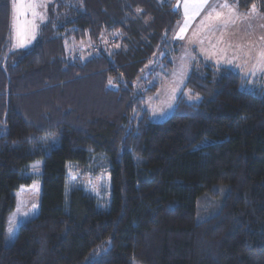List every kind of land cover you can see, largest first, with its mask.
I'll use <instances>...</instances> for the list:
<instances>
[{"label": "trees", "instance_id": "trees-1", "mask_svg": "<svg viewBox=\"0 0 264 264\" xmlns=\"http://www.w3.org/2000/svg\"><path fill=\"white\" fill-rule=\"evenodd\" d=\"M178 1L55 0L35 42L16 47L14 0H0V264H264V87L202 61L162 122L146 104L158 83L135 88ZM101 41L114 48L74 52ZM40 160V211L6 245ZM95 160L110 173L106 207L70 179Z\"/></svg>", "mask_w": 264, "mask_h": 264}, {"label": "rangeland", "instance_id": "rangeland-1", "mask_svg": "<svg viewBox=\"0 0 264 264\" xmlns=\"http://www.w3.org/2000/svg\"><path fill=\"white\" fill-rule=\"evenodd\" d=\"M50 2L52 0H24L27 18L20 24L18 18L20 3L19 0H14L13 27L16 47L31 45L36 26H39L47 16ZM201 2L202 0L178 1L179 17L170 32L168 43L145 66L144 72L135 83L137 91L146 90L154 83H158L157 89L146 97L147 108L155 122L169 118L182 93L191 96L189 90L185 89L186 80L193 66H200L202 61L232 68L244 77L249 85L264 87V0L263 5L254 4L255 12L251 10L252 6L245 10L241 9L238 0H208V4L197 10ZM185 3L188 4L187 14ZM224 3L229 4L235 11L219 7ZM209 5L215 7L216 11L222 12L223 23L215 18L204 19L210 11ZM23 25L27 27V32L22 30ZM105 43L101 41L97 49L91 51L87 42H81L74 52L87 58L94 52L108 50L107 47L114 48V43ZM42 170L41 160L33 163L30 169V174L34 176L32 184L24 185L16 191L15 206L7 217L6 245H11L20 226L40 211ZM70 179L73 184L91 193L102 206L106 207L110 203L112 195L110 173L104 160H95L90 166L72 164ZM221 196V194L211 196L213 203L205 204L203 207L205 211L212 212ZM210 204L213 206L212 209ZM96 256L90 254L85 262ZM134 264L143 263L136 260Z\"/></svg>", "mask_w": 264, "mask_h": 264}, {"label": "snow or ice", "instance_id": "snow-or-ice-1", "mask_svg": "<svg viewBox=\"0 0 264 264\" xmlns=\"http://www.w3.org/2000/svg\"><path fill=\"white\" fill-rule=\"evenodd\" d=\"M20 3V8H19V12L21 15L25 14L26 11V5L24 4V0H19ZM205 4H208V0H202V2L197 6V10H199L200 8H203V6ZM185 13L187 14V10H188V4L185 3ZM219 7L221 8H229L232 11H235L234 9H231V6L227 3H224L223 5H219ZM210 11L207 13V15L205 16V20H212L213 18H215L216 20H221L222 17V12L216 11V8L209 5ZM253 12L256 11V6L253 4L252 5V9ZM221 22L223 23V21L221 20ZM35 207V205H34Z\"/></svg>", "mask_w": 264, "mask_h": 264}, {"label": "crops", "instance_id": "crops-1", "mask_svg": "<svg viewBox=\"0 0 264 264\" xmlns=\"http://www.w3.org/2000/svg\"><path fill=\"white\" fill-rule=\"evenodd\" d=\"M55 0H52V2H54ZM51 3V2H50ZM50 3H48V5L50 4ZM27 13V12H26ZM23 14V15H21L20 14V12H18V18H19V21H20V24H22V22L23 21H25L24 19H26L27 18V14ZM46 19H47V16L45 17V19L44 20H42L41 22H40V24H42L43 22H45L46 21ZM40 24H39V26H40ZM39 26L37 25L36 26V32H35V37H34V41L32 42V43H30V44H33L34 42H35V40L37 39V36H38V32H39ZM22 30H24L25 32H27L28 31V29H27V27H25L24 25H23V28H22Z\"/></svg>", "mask_w": 264, "mask_h": 264}, {"label": "water", "instance_id": "water-1", "mask_svg": "<svg viewBox=\"0 0 264 264\" xmlns=\"http://www.w3.org/2000/svg\"><path fill=\"white\" fill-rule=\"evenodd\" d=\"M176 9H177V7H176Z\"/></svg>", "mask_w": 264, "mask_h": 264}]
</instances>
